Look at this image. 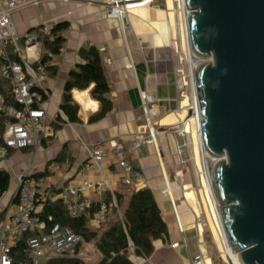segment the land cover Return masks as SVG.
Returning <instances> with one entry per match:
<instances>
[{
    "label": "crops",
    "instance_id": "crops-1",
    "mask_svg": "<svg viewBox=\"0 0 264 264\" xmlns=\"http://www.w3.org/2000/svg\"><path fill=\"white\" fill-rule=\"evenodd\" d=\"M105 2L41 0L13 12L19 32L39 36L45 24L54 26L65 22L67 26L58 30L64 36L62 47L48 59V76L42 82L48 91L45 107L52 133L42 138L38 146L15 149L0 144L5 149L0 157V169L10 174L9 190L0 197V234L8 226L9 216L17 205L19 172L30 171L44 177V183L37 190L40 212L47 202L60 200L58 193L62 187L80 183L86 177L97 179L105 175L116 196L121 195L124 206L133 190L150 187L167 223L168 238L154 241L155 248L149 257L132 255L135 264H191L200 255L205 257V264H219L207 248L204 232L209 223L204 216L205 208L197 200L196 188L171 180L170 150L177 147L178 124L186 116L183 101L188 96L182 93L185 88L180 72L179 26L173 13L174 4L170 0L169 3L153 0L129 10L121 21L105 10ZM89 44L101 53L112 108L104 116L95 118L100 102L92 96V85L86 89L73 88L71 93L79 104L80 120L67 121L56 128L58 114L65 118L60 108L65 82L70 70L82 61L80 48ZM45 47L38 44L29 52L38 49L42 54ZM143 91L158 101L154 115L157 145L140 139V135L148 134L142 109ZM136 142L140 144L134 147ZM95 146L106 148L108 156L100 167L85 169L83 164ZM122 154L139 170V178L133 182L127 181L131 176L118 163ZM188 191L194 192L196 200L187 196ZM92 195L95 200L111 197L107 190L100 194L92 192ZM5 232L8 234L9 230ZM173 243L176 245L172 246ZM98 253L101 254L99 249Z\"/></svg>",
    "mask_w": 264,
    "mask_h": 264
},
{
    "label": "water",
    "instance_id": "water-1",
    "mask_svg": "<svg viewBox=\"0 0 264 264\" xmlns=\"http://www.w3.org/2000/svg\"><path fill=\"white\" fill-rule=\"evenodd\" d=\"M185 2L221 223L242 264H264V0Z\"/></svg>",
    "mask_w": 264,
    "mask_h": 264
},
{
    "label": "built area",
    "instance_id": "built-area-1",
    "mask_svg": "<svg viewBox=\"0 0 264 264\" xmlns=\"http://www.w3.org/2000/svg\"><path fill=\"white\" fill-rule=\"evenodd\" d=\"M40 1L0 0V144L7 148L38 146L42 138L52 133L45 107L48 91L42 87V82L48 76V59L53 58L55 52L48 46L44 48L42 54L38 49L33 53L29 51L38 44L45 46L46 40L51 41L55 34L48 24L41 27L42 33L39 36L31 32H19L13 18V12L17 8ZM152 1L106 0L104 6L112 17L123 21L129 10L141 6L138 5L139 3L148 4ZM175 1L174 9L180 28L179 35L183 34L187 39V41L184 39V49L179 53L180 72L184 84L189 85L193 93L195 75L190 63V53L193 51L189 43L187 21L189 9L184 0ZM43 56L46 58L43 59ZM7 96H10L12 100H8ZM141 100L148 126V134L140 135L141 142L153 141L157 145L158 129L154 115L158 108V101L146 91L141 92ZM189 108L196 113L200 110L199 102L193 99V96L191 102L185 106L187 113ZM187 113L178 124L179 130L185 128ZM139 144L140 142H136L134 147ZM121 147L118 146L119 149ZM201 154L204 155V153ZM107 156L106 148L92 147L83 167L85 169L100 167L101 161ZM118 163L130 174L128 182L139 178V170L126 160L124 154L120 155ZM175 175L179 179L182 175L181 170H176ZM179 181L182 182L180 179ZM43 183L44 177L30 171L18 173L17 205L9 216L8 226L0 234V264H13L12 247L15 241L22 237H24V245L20 264H47L48 259L53 256L81 258L80 245L84 242L82 234L68 224L49 222L40 215L37 209V190ZM182 184L186 183L182 182ZM105 190L110 193V198L94 199L92 192L100 194ZM58 198L70 216H90V221L96 228H101L106 222L108 212L118 206L114 188L105 175L97 179L86 177L80 183L66 185L60 189ZM6 228L9 230L8 234L5 232ZM175 245V243L172 244V246ZM130 249H134L133 245H130ZM191 264H205V257L200 255Z\"/></svg>",
    "mask_w": 264,
    "mask_h": 264
},
{
    "label": "trees",
    "instance_id": "trees-1",
    "mask_svg": "<svg viewBox=\"0 0 264 264\" xmlns=\"http://www.w3.org/2000/svg\"><path fill=\"white\" fill-rule=\"evenodd\" d=\"M65 22L51 26L54 38L46 40L45 44L55 54L62 47L64 36L58 32L66 27ZM79 53L82 61L69 72L65 82L63 101L60 104L65 118L58 114L55 127L67 121H79V104L72 97V89H86L92 85V96L99 100L100 107L95 113V118L104 116L112 108L108 97L110 85L106 79L102 56L99 49L93 45H84ZM46 56H43L45 59ZM11 100L10 96H7ZM10 174L6 169H0V197L8 189ZM118 207L121 204V195L118 193ZM115 207L113 210L117 209ZM40 215L46 220L70 225L76 232L81 233L84 240H91L98 235V229L91 225V217L87 215L70 216L60 200L47 202ZM168 226L161 215L160 208L155 200L150 187L144 186L133 190L123 212L114 219L99 235L96 246L102 253L98 261L81 264H135L132 255L149 257L154 251V241L168 238ZM24 237L18 238L12 247L13 264H20L23 258ZM133 245L134 249H130ZM77 259L68 256H53L47 264H74Z\"/></svg>",
    "mask_w": 264,
    "mask_h": 264
},
{
    "label": "rangeland",
    "instance_id": "rangeland-1",
    "mask_svg": "<svg viewBox=\"0 0 264 264\" xmlns=\"http://www.w3.org/2000/svg\"><path fill=\"white\" fill-rule=\"evenodd\" d=\"M174 7L176 6V1H173ZM147 5V4H145ZM145 5L139 6L143 7ZM138 7V8H139ZM180 32V28H179ZM184 38L183 34L182 36L179 35L178 37V43H179V49L180 51L184 49ZM186 70V69H185ZM184 82V79H183ZM182 87L185 88V93L188 95V102H191L192 99V92L190 90L189 85H185L182 83ZM185 118V117H184ZM189 119V118H188ZM185 119V128L184 130H179L177 132V147L170 150V155L172 157V165H171V180L174 181V179L181 180L183 183H187L188 187H194L197 190V200L199 199L203 208H205V217L208 221L209 225L207 228H205L204 232V238L206 240L207 248L209 250V254L212 256L213 260L216 262H224L225 264H231L227 253H226V245L223 239V236L220 232L219 226L217 227V233L214 234L212 223H211V217L212 220L218 224V220L214 218V213L208 209L205 206L204 201V185H203V178L201 176V170L200 166L198 164V148H197V142L195 140V137L193 135V130L195 129L189 124V120ZM181 126V125H180ZM182 127V126H181ZM180 127V128H181ZM173 150V151H172ZM5 149L0 147V157L4 153ZM1 159V158H0ZM176 170H181L182 175L179 176L178 179L175 175ZM13 181V177L11 176V184ZM181 182V183H182ZM191 183V184H190ZM9 190V188H8ZM7 190V192H8ZM6 192V193H7ZM196 193V192H195ZM124 208V201L121 202L119 207L115 210H113L112 215L110 216L109 220L105 222V224L101 228H97L98 235L93 237L91 240L87 241L84 240V242L80 245V251H81V258H75L77 260L83 261L85 263L88 262H94L98 261L102 257V253H98V248L96 246V240L101 234V232L117 217L120 218ZM209 216V217H208Z\"/></svg>",
    "mask_w": 264,
    "mask_h": 264
},
{
    "label": "bare ground",
    "instance_id": "bare-ground-1",
    "mask_svg": "<svg viewBox=\"0 0 264 264\" xmlns=\"http://www.w3.org/2000/svg\"><path fill=\"white\" fill-rule=\"evenodd\" d=\"M149 1H151V0H149ZM167 1L169 3V0H167ZM184 3L186 4L185 0H184ZM145 4H147V3H139L138 5L142 6V5H145ZM170 4L173 5L172 0H170ZM173 13H175V12H173ZM183 37L187 41L185 36H183ZM184 45H185V43H184ZM186 46H187V44H186ZM190 63H191V67L195 71V69L198 66V64H197V60H196V55H194L192 52L190 53ZM192 96H193V99H195L198 102V92H197V89L195 88V85L193 86ZM183 104L185 106H187L189 104L187 97L184 99ZM185 112H186V110H185ZM188 118L187 119L189 120L188 121L189 124L192 127L195 128L193 130V135H194L195 140L197 142L198 164L200 166L201 176H202L203 182H204L203 185H204V195H205V197H204L205 206L208 209L210 208L212 213H214V218H216L218 220V224H217V223H215L212 220V217H211V223H212L213 232H214V234H216L217 233V227L216 226H219L220 232H221V234L223 236V239H224V242H225V245H226V248H225L226 249V253H227V256H228L231 264H242L240 262V260H239L238 253L234 252L229 247V242L227 240V237H226V234H225V230H224L223 225L221 223L220 206H219V204H218V202H217V200L215 198L213 186H212V183H211V166H212V164H211L210 158L208 156V152L205 150L204 144L202 142L201 127H200V119H201L200 110L197 113H196V111H194L193 114L191 116H189ZM201 153H204V155L202 156ZM186 194L190 198L196 200V197H195V194H194L193 191H188Z\"/></svg>",
    "mask_w": 264,
    "mask_h": 264
}]
</instances>
